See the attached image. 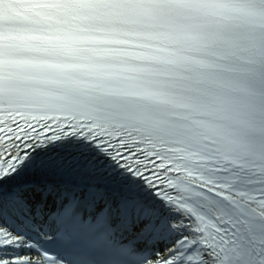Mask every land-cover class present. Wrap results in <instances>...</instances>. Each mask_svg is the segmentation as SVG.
<instances>
[{
    "label": "snow or ice",
    "instance_id": "obj_1",
    "mask_svg": "<svg viewBox=\"0 0 264 264\" xmlns=\"http://www.w3.org/2000/svg\"><path fill=\"white\" fill-rule=\"evenodd\" d=\"M239 7L33 0L32 28L0 26V264H264V137L229 150L161 147L126 118L54 106L41 87L85 67L72 62L78 42L135 54L158 34L143 30L211 29ZM251 7L264 12V0ZM93 30L105 34L79 35ZM257 63L264 70V51Z\"/></svg>",
    "mask_w": 264,
    "mask_h": 264
},
{
    "label": "clouds",
    "instance_id": "obj_2",
    "mask_svg": "<svg viewBox=\"0 0 264 264\" xmlns=\"http://www.w3.org/2000/svg\"><path fill=\"white\" fill-rule=\"evenodd\" d=\"M259 2L236 0L235 18L211 29L177 22L173 29L143 30L158 34L142 39L145 47L135 54L110 56L102 50L123 45L83 40L72 62L85 67L41 87L50 104L126 118L122 122L161 147L179 141L195 152L200 140L224 150L257 142L264 137V70L257 63L264 51V12L251 5ZM33 16V0H0L5 31L32 28ZM195 159L188 157L190 164Z\"/></svg>",
    "mask_w": 264,
    "mask_h": 264
}]
</instances>
